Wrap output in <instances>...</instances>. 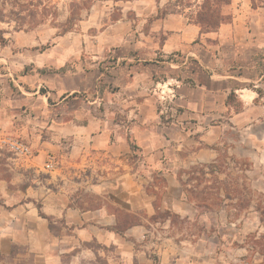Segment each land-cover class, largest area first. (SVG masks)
<instances>
[{
  "label": "rangeland",
  "instance_id": "374dc122",
  "mask_svg": "<svg viewBox=\"0 0 264 264\" xmlns=\"http://www.w3.org/2000/svg\"><path fill=\"white\" fill-rule=\"evenodd\" d=\"M53 1L58 3L61 12L65 10L62 6L67 0ZM237 3L240 2L97 0L88 12L82 14V21L76 23L72 31L61 35L58 29L48 24L32 31H15L13 23H0V29L5 31L3 37L7 40L5 45H0V226L9 217L5 211L6 205L29 202L30 197L26 198L23 194L25 188L37 184L47 186L50 174L67 177L69 191H74L76 180H84V184L78 186V191L69 192L70 204L93 208L107 203L108 192L100 189L93 191V185L115 181L123 171V161H112L91 151L84 154L89 156L94 153L98 157L82 161V152L72 150V146L86 145L90 135L97 132L115 129L116 126H129L126 114L137 107L135 105L140 102V95L147 97L150 94L156 99V86L151 79H187L186 74L195 71L193 62L199 60L205 49L215 46L214 38L207 39L205 34L215 33L221 24L229 23L236 13ZM261 3L264 0H247L244 8L249 11L250 5L254 7ZM168 15L180 16L183 21L197 25L202 38L184 51L163 50L162 45L169 32L159 30L157 20ZM64 17L63 13L58 21H63ZM182 61L186 62V67L173 66ZM131 79L137 80L132 86L133 90H128ZM259 84L257 91L261 100L257 101L264 104V79ZM135 90L137 93H130ZM162 95L165 98L160 100L161 106L157 102V108H173L175 115L182 113L183 110L173 98L170 100L166 94ZM231 104L233 110V106H237V99ZM190 117L197 120H191L189 116L185 118L184 115L179 116L177 121L186 123L187 129L195 131L199 130L197 125L203 127L200 117ZM171 120L168 117L162 122ZM200 133L199 130L191 134L186 146L180 148L179 152L173 150L174 156L182 161L175 173L176 178L180 171L196 164L192 152L204 148V142L197 143L194 139ZM11 141L25 144L30 153L26 156L15 155L8 148ZM51 144H57L59 148L54 150ZM211 147L220 150V156L224 155L231 169L239 166V163L235 165L230 161L232 157L249 165L247 180L259 195L255 201L264 205V117L240 127H234L229 122ZM212 155L213 159L217 157L215 150ZM49 163L51 167L47 166ZM125 163L137 176L150 178L143 184V191L155 195V204L161 212L169 210L180 217H187L204 229L200 237L191 238L193 242L189 241L190 238L179 242L176 240L185 233L182 229L169 228L167 222L150 224L147 221L149 217L142 210H136L132 213L143 223L142 244L147 246L140 249L138 256L127 264L261 262L258 254L252 250L250 240L251 235L257 236L264 230L257 214L226 215V208L237 205L236 198L224 200L221 208L214 212H204L197 211L187 203L181 191L186 205L179 212L161 208L166 180L148 170L138 150L131 152ZM229 172L232 178L227 181L235 187L238 172ZM176 182L181 190L177 179ZM125 197V194L116 191L111 198L120 201ZM131 201L135 203L139 197L132 195ZM30 202L31 207L40 205V199ZM111 208L122 210L117 206ZM28 227L33 226L29 224ZM53 232L70 234L58 223ZM171 234L174 237H170ZM16 250L21 252L22 247ZM23 260L17 264H22L20 261Z\"/></svg>",
  "mask_w": 264,
  "mask_h": 264
},
{
  "label": "crops",
  "instance_id": "0c3cea01",
  "mask_svg": "<svg viewBox=\"0 0 264 264\" xmlns=\"http://www.w3.org/2000/svg\"><path fill=\"white\" fill-rule=\"evenodd\" d=\"M237 1L240 3H237L231 21L221 24L215 33L205 34L207 39L214 38L215 46L205 49L199 60L193 62L195 71L186 74L187 79H151L156 86V99L150 94L147 97L140 95L137 107L126 114L129 126L97 132L90 135L86 145L72 146V150L82 152V161L87 158L95 160L98 157L96 153L112 161H123V171L115 181L93 185V191L108 192L107 203L93 208L70 204L69 192L78 191L84 180H76L74 191H69L64 175L50 174L47 186L37 184L25 188L23 194L30 197L29 202L40 199V205L31 207L25 201L6 205L9 217L0 226V264H17L23 259L20 261L22 264H127L137 257L140 249L147 246L142 244L143 226H134L123 234H117L113 229L117 218L111 206L130 214L142 210L150 217L155 213L156 197L143 191V184L150 178L137 176L131 167L126 166L127 157L131 154L128 139L138 148L148 170L166 180V192L160 207L179 212L186 205L175 176L182 161L174 156L173 150L179 152L186 146L187 138L200 130L194 139L197 143L204 142V148H198L192 155L196 163H209L214 158L211 146L222 135L225 125L230 122L234 127L246 126L264 117V104L257 101L261 100L257 88L264 79V3L254 7L250 5L246 11L247 0ZM180 18L168 15L157 20L158 29L169 32L162 45L163 50L184 51L202 38L197 25ZM185 65L186 62L182 61L173 66L182 68ZM136 80L131 79L128 90H133ZM231 91L241 104L239 112H234L227 105ZM162 94L173 98L182 113L175 115L173 108H157V102L161 106L160 100L165 98ZM229 109L232 111L230 114ZM184 115L191 120L197 119L190 116L200 117L203 127L197 125V131L187 129L186 123L177 121ZM168 117L172 119L170 122H162ZM51 147L57 150L59 145L51 144ZM87 151L95 154L86 156L84 153ZM116 191L126 197L114 200L111 197ZM132 195L138 196L139 201L133 203ZM57 223L70 234H55L53 230ZM29 224L33 227H28ZM19 247H22L21 252L16 250Z\"/></svg>",
  "mask_w": 264,
  "mask_h": 264
},
{
  "label": "trees",
  "instance_id": "16d2710c",
  "mask_svg": "<svg viewBox=\"0 0 264 264\" xmlns=\"http://www.w3.org/2000/svg\"><path fill=\"white\" fill-rule=\"evenodd\" d=\"M95 1L97 0H67L62 6L65 10L61 12L58 3L53 0H0V23H13L15 31H32L41 25L48 24L58 29L61 35L72 31L76 23L82 21V14L88 12ZM112 1L117 2L120 0ZM63 13L65 14L64 20L59 22L58 18ZM203 23L210 25L208 22ZM4 33L5 31L0 29V45L2 46L7 42L3 37ZM233 100H236V97L234 92L231 91L226 101L230 108H232L231 103ZM240 109L241 104L237 101V106H233V111L239 112ZM128 143L131 152L138 150L130 139H128ZM211 149L217 153V157L211 162L190 165L177 174L176 179L180 184L186 202L191 204L197 211L214 212L221 208L224 200L232 201L236 198L237 205L225 210L227 217L231 215L237 217L240 214L255 212L264 229V205L255 201L256 196L259 195L252 189L247 180L246 172L249 171V165L245 161L236 160L232 157L230 161L235 162V165L239 163V166L231 169L224 155L220 156V150L212 147ZM230 170L238 172L235 178V187L227 181L232 178ZM221 177L223 178L221 179ZM154 208L155 214L149 217L147 221L153 225L167 222L169 228L182 229L185 233L176 241L181 242L187 238H190L189 241H191V238H198L204 233V229L199 228L196 223H192L189 218L180 217L169 210L161 212L156 204ZM115 214L117 222L113 229L117 234H123L131 227L143 225L135 214L119 209H115ZM170 237H174V234H171ZM250 240L253 245L252 250H255V253L261 259L259 264H264V230L263 233L257 236L251 235ZM259 246L261 247L256 250L255 248Z\"/></svg>",
  "mask_w": 264,
  "mask_h": 264
},
{
  "label": "built area",
  "instance_id": "2783aa9c",
  "mask_svg": "<svg viewBox=\"0 0 264 264\" xmlns=\"http://www.w3.org/2000/svg\"><path fill=\"white\" fill-rule=\"evenodd\" d=\"M8 148L11 152H13L17 156H20V155L26 156L30 153L29 147L18 141L9 142ZM47 166L51 167V163L47 164Z\"/></svg>",
  "mask_w": 264,
  "mask_h": 264
}]
</instances>
